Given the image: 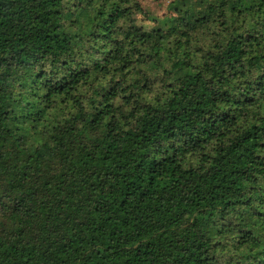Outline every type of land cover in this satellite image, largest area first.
I'll list each match as a JSON object with an SVG mask.
<instances>
[{"label":"trees","instance_id":"trees-1","mask_svg":"<svg viewBox=\"0 0 264 264\" xmlns=\"http://www.w3.org/2000/svg\"><path fill=\"white\" fill-rule=\"evenodd\" d=\"M139 5L0 0V264H264V0Z\"/></svg>","mask_w":264,"mask_h":264},{"label":"rangeland","instance_id":"rangeland-1","mask_svg":"<svg viewBox=\"0 0 264 264\" xmlns=\"http://www.w3.org/2000/svg\"><path fill=\"white\" fill-rule=\"evenodd\" d=\"M140 7L133 8L132 17L136 24L147 32L160 30L171 31L174 22L181 14L193 7H198L203 0H138Z\"/></svg>","mask_w":264,"mask_h":264}]
</instances>
